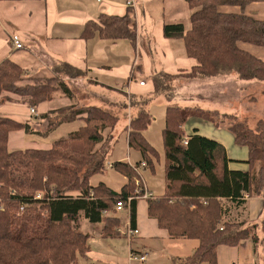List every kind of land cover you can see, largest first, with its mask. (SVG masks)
Wrapping results in <instances>:
<instances>
[{
	"label": "trees",
	"instance_id": "1",
	"mask_svg": "<svg viewBox=\"0 0 264 264\" xmlns=\"http://www.w3.org/2000/svg\"><path fill=\"white\" fill-rule=\"evenodd\" d=\"M184 1L192 10L189 27L164 23L163 36L182 39L186 55L195 60L188 75L212 77L232 71L240 79L264 82V61L238 47V42L264 46V20L219 9L224 5L243 9L259 0ZM82 37L128 39L132 43V9L126 7L122 15L100 13L84 24ZM161 87L155 83L154 91ZM56 91L73 98L68 83L61 78L26 79L18 63L10 58L0 61L1 102L15 100L9 96L12 94L35 109L51 101ZM128 102L135 112L126 126L127 145L139 152L141 159L134 165L123 161L111 164L127 179L119 191L103 182H90L93 175L105 169L109 150L105 143L118 120L110 107L119 104H72L41 114L40 118L49 120L45 135L61 123L82 121L77 129L57 138L46 149L9 150L11 132L42 134L28 123L0 116V264H76L78 256L87 258L89 251L88 235L79 229V216L82 214L92 224L103 222L102 237L117 236L121 218L115 205L128 197H133L129 219L134 226L137 196L141 193L132 180L135 168L141 161L153 168L158 151L144 136L152 121L148 97L133 95ZM122 104L119 106H127V102ZM53 115L56 120L51 119ZM191 117L216 127L225 126L237 145L247 147L248 169H229L225 148L217 141L197 133L186 136L183 126ZM161 134L166 185L162 195L147 198L148 215L170 237L198 241L194 252L176 264H217L219 245L237 246L249 239L255 246L259 242L257 224L225 219L224 202L242 205L244 195H248L262 199L264 207V120L250 128L232 114L168 105ZM36 192L41 196L36 197Z\"/></svg>",
	"mask_w": 264,
	"mask_h": 264
},
{
	"label": "crops",
	"instance_id": "2",
	"mask_svg": "<svg viewBox=\"0 0 264 264\" xmlns=\"http://www.w3.org/2000/svg\"><path fill=\"white\" fill-rule=\"evenodd\" d=\"M26 2L33 4L32 6L24 5ZM126 7L132 9L135 23V38L132 43L128 39L108 40L97 37L88 39L82 37L84 24L87 21L95 20L102 12L111 15H122ZM182 7L185 8L190 24L192 10L189 9L184 0H134L133 6H129L127 0H0V61L4 58L14 59L13 61L23 68L26 79L58 76L69 84L75 79V76L70 74V72L77 71L82 77L81 80L87 86V91H85L87 96L107 105L116 103L123 105L121 101L114 102L112 97L110 99L102 94L103 90H108V86L121 92L126 98L133 95L145 96L147 91L155 90V83L163 84L162 77H168L171 84L181 85L180 81L184 84L180 88L182 93L178 96L174 94L171 96V99L176 101L175 104L169 105L217 110L208 108V105L212 104L203 101L205 94L211 92L213 86H217L218 92L228 90L234 94L236 92L235 80L239 76L237 74L232 75L231 71L229 75L225 72L212 77L188 75L195 64V60L186 55L182 39L163 36L164 23H182L185 28L189 27V25L186 26L183 22L177 21V15ZM219 9L223 12L244 13L253 18L264 20V0L253 1L243 9L239 6L229 5L221 6ZM13 34L19 37L22 43L21 48H15L11 45L9 37ZM238 47L264 61V47H255L247 42H238ZM16 51L25 53L15 59L13 54ZM140 81H143V84H140ZM149 84L150 88L146 89ZM248 84H252L254 87L262 86L261 83L252 80L239 83L241 87ZM91 85L98 86L100 89L91 88ZM119 87L121 88L119 89ZM57 94L59 97H68L60 91H56L54 98ZM3 95H0V100ZM72 95L75 98L73 92ZM9 96L15 100L0 101V116L28 123L33 131L42 134L18 130L22 134L19 139L27 138L28 136H47L43 135V132L48 128L49 120L42 119L39 116L51 109L68 106L51 107L53 98L51 101L39 104L35 108L36 115L32 116L27 105L19 102L14 95L9 94ZM212 98L215 99V96H212ZM127 106L129 108V123L130 116L135 111L131 108L129 102H127ZM56 117L53 115L51 119L56 120ZM77 121L82 123L80 120L73 122ZM66 123L72 122L61 123L50 132L55 131ZM71 131L68 130V133ZM183 131L186 136L197 133L222 144L227 154L229 169L242 171L248 169V164L246 163L248 158L247 147L237 145L234 142L233 135L228 130L216 127L211 122L191 117L183 126ZM144 136L152 144L145 135V131ZM108 137L110 139L113 137L111 132H109ZM124 140L128 150H132L138 158L134 162L128 158L127 160H125L126 158L114 160L109 164L111 168V164L115 161H123L134 165L141 159L139 152L128 147L126 130L124 131ZM152 145L155 147L154 144ZM106 146L109 148L108 143ZM140 163L136 166L138 169L139 167H148L146 163L145 166H140ZM152 165L153 168L150 167L151 172L156 177L154 159L152 160ZM138 176L152 195L158 196L164 193L166 185L164 178L157 179L155 185L150 188L148 184H145L143 177L139 173H136L133 177V182L134 178ZM126 180V177L123 176V184L126 183ZM99 182H103L115 191H119L123 185L116 190L105 180ZM244 198L245 201L242 205H236L231 201L225 200L224 203L227 205L225 219L243 222L244 225L256 223V233L259 242L254 246L252 241L247 239L241 241L237 246L219 245L216 250L217 264H264L263 200L256 196L249 197L248 195H244ZM125 208L130 212V206ZM95 224L99 226V231L96 232L99 237L102 240H109L103 242L113 243V239L122 238V235H125L128 238L129 252L145 254L146 258L142 263L176 264L179 259L190 256L198 245L196 239L170 237L167 231L160 228L156 220L148 215L147 199L143 198H137L136 218L133 226V228H138V234L128 237L126 233H123L131 224L129 215L127 222L124 224L121 220V224L116 228L118 235L114 237H102L100 230L103 222ZM86 234L89 242L90 234ZM87 258H89V255ZM133 262L137 261H129L130 264Z\"/></svg>",
	"mask_w": 264,
	"mask_h": 264
},
{
	"label": "rangeland",
	"instance_id": "3",
	"mask_svg": "<svg viewBox=\"0 0 264 264\" xmlns=\"http://www.w3.org/2000/svg\"><path fill=\"white\" fill-rule=\"evenodd\" d=\"M30 3V4H28ZM184 3V2H183ZM33 3L26 2L24 5L32 6ZM184 7L185 3H184ZM236 7V6H234ZM185 8H181L180 13H178V20L183 22L186 26L189 25L188 15L185 13ZM251 45L255 47H264L262 45ZM25 52L16 51L13 56L14 58H18L19 55H22ZM14 60V59H13ZM232 72V71H231ZM70 74L75 76V79L69 83V87L75 95V98L62 97L57 94L55 95L54 100L51 102V107L56 108L63 105L75 104L77 106L83 104H93V105H102V102L97 101L96 99H90L86 92V84L81 80L82 77L77 71H71ZM227 74H231L227 72ZM236 72H232V75H235ZM58 77V76H55ZM233 77V76H232ZM60 78V77H58ZM63 80V79H62ZM162 85L159 91H147L145 96L148 97V111L152 116V121L148 126L147 130H145V135L147 138L155 145L158 151L157 158H154L155 166H156V177L151 172L150 167L142 168L139 167L138 173L143 177L145 184H148L151 188L155 185V181L163 177V167H164V155H163V141L161 130L164 127V118L166 106L169 104H175L176 101L171 99V96L179 95L182 93L180 90L181 85L171 84L168 77H162ZM64 81V80H63ZM82 81V82H81ZM249 81V80H248ZM251 81V80H250ZM257 83H261L262 86L254 87L252 84L241 87L239 85L240 82H247V80L237 78L235 80L236 92L232 94L228 90L218 92L217 86H213L211 92H207L204 96V102H210L212 105H208L209 109H217L220 113H231L236 115L237 119L244 120L247 122L250 128H254L255 124L258 120H264V82L258 80ZM96 87L100 89L98 86L91 85V88ZM121 87H119L120 89ZM150 88V84L146 87V89ZM107 91V92H106ZM176 91V92H175ZM174 92V93H173ZM107 93V94H106ZM176 93V94H175ZM103 95H106L108 98H113L112 101H121L128 102L129 98H126L124 94L110 88L108 86V90H103ZM215 96V99L212 98ZM112 112L118 116V120L114 126V128L110 131L113 137L108 141L109 150L106 156V164L105 171L102 173H97L92 176L91 182L92 184H96L99 181H106L111 187L114 189H119V187L123 184V176L115 171L113 168L109 166V164L114 160H127V158L134 162L138 157L135 156V153L131 150L129 151L125 145L124 140V131L126 130V124L128 123V106L122 107L119 105L110 107ZM130 112V111H129ZM81 123L80 122H72L66 123L62 125L60 128L56 129L53 132L47 134V136H28L27 138L19 139V136L22 135L20 131H16L11 133L8 149L16 150V149H26V148H48L51 143L57 138L64 137L68 133V130L76 129ZM222 129H226V127H219ZM44 130V128H43ZM43 132V135H45ZM105 135L108 133L106 130ZM107 143H105L106 145ZM101 147V146H100ZM123 158V159H122ZM133 180V179H132ZM147 185V186H148ZM118 215L120 216L122 223L124 224L128 220L129 210L122 209L117 210ZM79 229L84 233L90 234L89 246L90 251L88 253L89 258H85L83 256H78V260L76 264H130L129 263V245L128 238L125 235H122V238L113 239V243L111 242H103L109 240H102L99 235L96 233L99 231V226L97 224H89V222L83 217L81 214L79 216ZM95 232V233H94ZM125 234V231L123 232ZM131 264H148L145 262H133ZM202 264H207L203 262Z\"/></svg>",
	"mask_w": 264,
	"mask_h": 264
},
{
	"label": "built area",
	"instance_id": "4",
	"mask_svg": "<svg viewBox=\"0 0 264 264\" xmlns=\"http://www.w3.org/2000/svg\"><path fill=\"white\" fill-rule=\"evenodd\" d=\"M100 1V0H99ZM127 3L129 6H133L134 5V0H127ZM10 43L13 47L15 48H21L22 47V43L19 40V37L16 34L10 35L9 37ZM140 84H143V81H140ZM30 114L36 115V111L34 108H30ZM184 143H186V141L184 140ZM140 166H145V162H141ZM137 170L138 173V168H135ZM134 183L135 185L138 186V191H141V193L137 196V198H143V199H147L148 197H151L152 194L148 192L146 186L143 184L142 180L140 179V177H135L134 178ZM36 197H40L41 193L40 192H36ZM133 197H128L126 201L120 200L119 202L116 203L115 207L116 210H122L125 207L130 206V201L132 200ZM125 233L127 234L128 237H132L136 234H138V228H133L130 224V226H128L125 230ZM146 258L145 254H137L134 252H130L129 253V261H144Z\"/></svg>",
	"mask_w": 264,
	"mask_h": 264
}]
</instances>
